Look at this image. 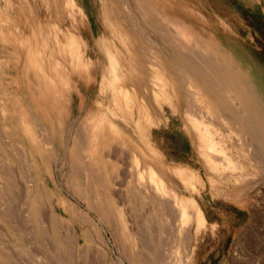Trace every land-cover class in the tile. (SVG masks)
<instances>
[{
	"label": "rangeland",
	"instance_id": "1",
	"mask_svg": "<svg viewBox=\"0 0 264 264\" xmlns=\"http://www.w3.org/2000/svg\"><path fill=\"white\" fill-rule=\"evenodd\" d=\"M127 1L133 6V16L140 18V24L144 22L145 47L168 53L160 32L142 20L137 0H0V109L20 116L7 126L9 140L23 151L11 153L12 159L30 185L32 198L51 214L55 247L69 256L66 264H264V154L256 155L253 146L247 147L243 137L247 133L236 115L245 108L234 101L233 94L235 107L232 103L213 104L204 99V90L194 85L178 102L169 90L165 71L159 70L157 79L163 85L158 93L130 88L134 102L147 105L148 115L142 117L147 133L139 134L136 125L119 115L110 81L120 84L123 79L119 72H111L106 49L112 44L117 11L122 9L125 23L131 17ZM147 1L178 20L174 31L183 32L194 40V46L244 76L260 97L258 107L264 121V0ZM75 46H79V55H72ZM26 85L32 97L50 92L60 111L54 116L44 114L46 104L39 105L42 118L30 111L27 124L34 134L25 131L22 119L24 102H31L24 94ZM139 117L136 114V119ZM197 118L215 130L211 131L213 138L222 142L219 146L227 152L226 158L213 157L209 162L200 136L205 125L196 124ZM105 132L120 140L115 137L104 147L100 138ZM262 149L264 153V144ZM152 157L164 161L165 167H192L199 175L191 185H185L165 170L168 189L195 204L189 208L186 227L170 238L167 232H160V243L149 226L147 232L159 246L158 252L149 251L139 233V220L131 207L123 204L121 195L122 188L131 187L126 182L127 158L131 160L129 172L137 177L147 170ZM232 171L240 175V182L223 176ZM143 175L148 177L147 172ZM149 208L146 205L143 212ZM201 210L207 220L197 233L195 218ZM4 219L8 233L3 238L5 250L12 247L28 254L32 264L54 263L43 253L32 252L21 229L12 226L9 217ZM38 219L40 227L50 223ZM43 241L49 250L48 240ZM6 259L22 264L16 263L15 257Z\"/></svg>",
	"mask_w": 264,
	"mask_h": 264
},
{
	"label": "bare ground",
	"instance_id": "2",
	"mask_svg": "<svg viewBox=\"0 0 264 264\" xmlns=\"http://www.w3.org/2000/svg\"><path fill=\"white\" fill-rule=\"evenodd\" d=\"M137 2L141 5L139 7L142 8V20L148 23V25L151 24L154 29L153 31L160 32V36L164 39L165 45H167L168 53L166 51H154V46L153 48L150 46L145 47L143 43V38L146 34L144 22L140 24V18L137 16H133V6L131 5L130 1H127L126 4H128V7L130 9L129 16L131 17H129V21L125 23L124 20L121 19L122 16L120 13H122V9L117 11L116 26L111 31L113 37V39H111L112 44L108 45L110 47L106 49L108 53V61L109 63H111V72L115 75L120 73V77L123 79V82L120 84H116L115 80L110 81V84L112 85V88L114 90L113 94L111 95L112 101L114 100V103H116V105L120 107V110L118 112L119 115L125 118L127 122L134 127L136 125V127L139 129V134L147 133V127L142 124V117L148 115L145 111L147 105L145 103L143 105H140L141 102L139 104H137L136 101L134 102L135 97L132 96L130 88L135 87L136 91L138 90L140 93H142L143 90L146 91V89H151L152 94H155L154 92L158 93V90H160V87L163 85V83L161 81H158L157 79L159 74L158 71L163 70L166 73V82H168L169 86H171L169 90L171 89L174 97L176 96L178 102L181 101L182 94L185 91H188L187 89L191 88L194 85L200 86L205 92L204 99L207 98L209 102L213 104L223 103L227 106L232 103L231 105H233L234 103L230 97V93H232L234 101L241 103L245 108L241 111L242 113H240V115L238 112H236V115L238 116V121L243 123L242 128L247 133L243 134V137L249 144L247 147H249L250 145L253 146L254 149H256V155L260 153L264 154L262 149V146L264 144V121L263 117H261L258 107V100L260 97L257 98L255 96V88L251 87L247 83L244 76L236 72L233 67L226 64L224 66L221 65L219 61L214 60L210 55L205 53V51L201 47L194 46V40L192 38H186L183 35V32L174 31L173 27L178 24L177 19H170L164 13L163 9L155 7L147 0H137ZM181 29L182 28H180V30ZM139 34L141 35V39ZM78 48L79 46L74 47L72 55H74L75 53L78 55L80 54ZM224 52L225 51H220L221 54L225 55L226 53ZM99 62L100 61H98V63ZM58 76H60V74H58ZM46 85H49V83L47 82ZM164 86L166 87V85ZM24 94L25 97L30 99L32 103L29 101L24 102L22 106V109L24 110L22 119L24 120V122H26L25 131L29 134H34V131H32L29 128V124H27L30 121L28 115L29 112L34 111L35 113H37L38 117L42 118V111L39 110V105L46 104L48 107L45 106L43 113L47 115L52 113V115L54 116L56 114V111L58 110V107L55 104V99L48 91H45L41 97H32V95L30 94V87L26 85L24 87ZM174 97L168 95V98L170 99H175ZM139 106L140 108H137ZM235 106L236 104L233 105V107ZM59 112L60 111L58 110L57 113L60 114ZM136 114H139L140 116L138 119H136ZM203 117L206 116L203 114ZM19 118L20 116L16 112L15 114L11 113L10 115H8L0 109V264H12L7 262V256L11 258L15 257L16 263L22 262V264H32V261L30 260L28 254L23 255L18 251L15 252L12 247H9L11 249H7L6 247V250L3 248V244L6 243L3 242V238L8 235V233L6 232V228L4 227L5 217H9V222L12 226L14 225L16 228L21 229L22 234L24 233L25 235L27 243L31 246L32 252H41V254L43 253V256H46L47 260H52V262L54 261V263L50 262L49 264H66V260L67 258L69 259V256L64 252H61L60 254L58 252V248L55 247V229L53 231V228L51 227L53 220L51 218L49 210L46 208V206L37 204L35 198H32L33 193L29 189L30 185L25 182V176L22 170L19 168V166L15 165L16 162L12 159L13 157L11 153H18L19 144L9 140L10 138L8 135L7 126L8 122H10L12 119L19 120ZM198 119L199 118H197L196 120V124L201 123L200 120L198 122ZM149 120L152 123L154 122L153 119ZM201 120L202 122H205V120ZM203 125H205V123ZM203 125L201 126L202 128ZM58 126L59 123L57 124V127ZM205 126L202 130V135L200 136L203 137V145L209 153V162L213 157L226 158L227 152L224 151L225 149L221 146L222 142L218 139L221 142L219 146L220 142L216 141L215 138H213L214 133H212L211 131L215 130H210V125L207 127V123ZM55 128L56 124H54V129ZM112 128L115 129L113 126ZM102 134L103 135L101 136L100 140L104 147L112 144V142L115 140V137H117L115 135L113 136V134L108 135L109 133L106 132ZM47 136L50 137V135ZM121 136L123 137V135ZM117 138L120 140L119 137ZM19 152L20 154L23 153V151ZM213 152H218V154L221 155L215 156ZM130 161L131 160L127 158V167L131 171V168H129ZM163 162L164 161L159 162L157 159L152 157L151 160H149L147 163V170H144V173H148V177L143 175L144 173H141L139 176L135 177V173L129 172L128 170L126 182H128L131 187H126V189L122 188L121 191L123 204L125 202V204L131 207L133 216L136 218V220H139V224L141 227L139 233L141 234V237L143 238L150 252H154L156 250L158 252L159 246L154 243L151 236L147 232L149 231V226H152V228L154 229L156 239L158 243H160V232H167V237L170 238L173 236L175 231L181 230L183 227H186L185 220L186 217L187 219H189V208H191L190 206H193L195 204L194 200L191 201V199L187 197H181L180 195L178 196L175 193H172V190L170 191V189H168L167 184L164 182L165 170L167 169V171L170 170L171 172H173V174L177 176L185 185H191V181L199 177L197 172L191 169L192 167L190 168L187 165V167L182 165L173 167L170 165L168 167H165V162ZM229 167L232 170L235 169L233 168L234 165L233 167L232 165H229ZM232 173L233 174L227 172L224 173L223 176L229 177V179L234 178L240 182V175H235L236 171H232ZM145 178L148 179L144 180ZM169 180L171 181V179ZM146 205H150V208L146 211L145 214V212H143V209L146 207ZM38 217L43 218V220H47L50 223L46 224L45 227H40ZM206 220L207 219L205 214H203V211L201 210L200 212H198L197 217L195 218L197 233H199V229H201V227L205 224ZM41 231H44V234L42 233V236L40 235ZM45 238L46 241L48 240V242L46 243L49 250L45 248L43 241L45 240ZM71 260H74L73 255L71 256Z\"/></svg>",
	"mask_w": 264,
	"mask_h": 264
}]
</instances>
